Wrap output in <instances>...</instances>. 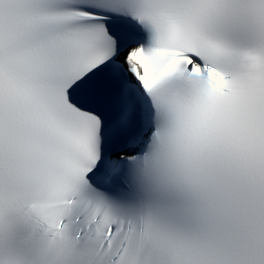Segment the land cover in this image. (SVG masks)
Wrapping results in <instances>:
<instances>
[{"label": "snow or ice", "instance_id": "snow-or-ice-1", "mask_svg": "<svg viewBox=\"0 0 264 264\" xmlns=\"http://www.w3.org/2000/svg\"><path fill=\"white\" fill-rule=\"evenodd\" d=\"M0 264H264V0H0Z\"/></svg>", "mask_w": 264, "mask_h": 264}]
</instances>
